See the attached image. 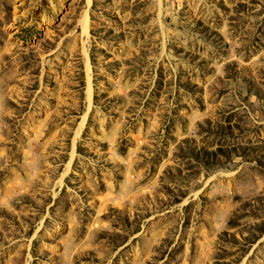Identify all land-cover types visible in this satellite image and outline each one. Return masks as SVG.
<instances>
[{"label":"rangeland","instance_id":"1","mask_svg":"<svg viewBox=\"0 0 264 264\" xmlns=\"http://www.w3.org/2000/svg\"><path fill=\"white\" fill-rule=\"evenodd\" d=\"M0 264H264V0H0Z\"/></svg>","mask_w":264,"mask_h":264}]
</instances>
